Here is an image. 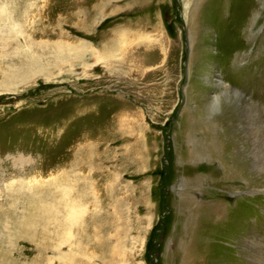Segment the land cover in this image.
Here are the masks:
<instances>
[{
    "label": "rangeland",
    "instance_id": "374dc122",
    "mask_svg": "<svg viewBox=\"0 0 264 264\" xmlns=\"http://www.w3.org/2000/svg\"><path fill=\"white\" fill-rule=\"evenodd\" d=\"M0 264H264V0H0Z\"/></svg>",
    "mask_w": 264,
    "mask_h": 264
},
{
    "label": "bare ground",
    "instance_id": "6f19581e",
    "mask_svg": "<svg viewBox=\"0 0 264 264\" xmlns=\"http://www.w3.org/2000/svg\"><path fill=\"white\" fill-rule=\"evenodd\" d=\"M187 2H189V1H186L185 2V5H186V7L188 6V3ZM186 11H187V9H186ZM253 13V12H252ZM250 19V18H249ZM218 81V80H217ZM216 83V87H218L220 90L218 91V93H217V95L215 96V97H213V98H211L209 101H208V106H207V111L209 110V106H211V105H216L217 103L216 102H218V98H219V96L221 95V93L223 92V91H225L227 88V86L223 83V82H219V83H217V82H215ZM214 83V84H215ZM208 99V98H207ZM216 103V104H215Z\"/></svg>",
    "mask_w": 264,
    "mask_h": 264
}]
</instances>
